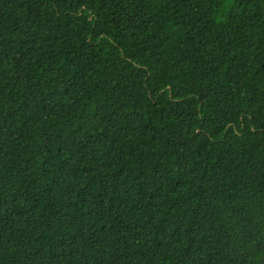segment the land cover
Here are the masks:
<instances>
[{"label": "trees", "instance_id": "obj_1", "mask_svg": "<svg viewBox=\"0 0 264 264\" xmlns=\"http://www.w3.org/2000/svg\"><path fill=\"white\" fill-rule=\"evenodd\" d=\"M0 264H264V0H0Z\"/></svg>", "mask_w": 264, "mask_h": 264}]
</instances>
